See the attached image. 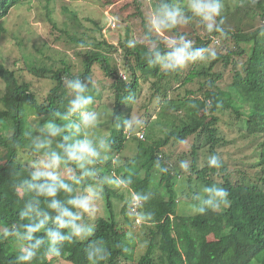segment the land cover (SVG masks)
<instances>
[{"label": "trees", "instance_id": "obj_1", "mask_svg": "<svg viewBox=\"0 0 264 264\" xmlns=\"http://www.w3.org/2000/svg\"><path fill=\"white\" fill-rule=\"evenodd\" d=\"M51 1L55 0H0V21L15 7L40 6L49 60L51 54L68 48L75 55L68 61L64 55L39 63L26 61L21 53L12 67L0 62L4 85L0 98V264H264V0H223L221 16L216 19L222 18L226 36L208 33L204 22L188 10V0H157L159 9L161 4L182 9L174 27L162 28L168 36L175 35L177 45L183 36L193 41V47L207 50L205 59L168 73L163 65L173 48L152 24V0L101 1V7L123 20V33L116 35V42L104 37L103 25L89 17L85 20L94 28L88 30L80 22L87 30L71 32L78 17L67 4L62 9L68 19L60 26L63 22L51 17ZM180 23L188 31H179ZM5 29L0 22V34ZM20 71L48 79L52 85L38 96ZM77 81L85 87L83 93L71 87ZM142 81L149 83V100L161 97L157 115L169 120L171 127L155 137L152 122L149 133L144 129L134 135L135 153L116 162L133 133L126 126L143 96ZM182 87L184 97H180ZM78 94L90 97L91 102L73 111ZM190 94L194 97L188 98ZM101 104L110 110L112 128L104 139L108 159H94L95 166L99 165L98 178L103 181L105 170L112 173L129 189L130 202L103 181L106 215L97 216L90 234L79 239L72 225L80 221L77 202L82 196L73 184L32 163L46 158L58 170L76 169L84 178L82 188L94 182L79 164L87 156L83 146L92 148L82 123ZM224 107L233 111L236 127L254 143V162L244 157L231 163L219 156L217 149L226 140L217 111ZM188 137L193 138L190 148L175 157L169 141L176 145ZM201 152L208 157L217 155L222 166L210 168L207 160L200 165ZM181 160L189 161L188 172L179 167ZM162 168L167 171L161 172ZM184 175L189 192L182 189L178 193L175 184ZM213 184L228 191L227 207L221 205L203 215L177 213L179 196L187 195L189 200L191 196L198 205L193 199L197 188L201 191ZM132 196L139 199L136 218L152 213L151 220L141 221L145 244L137 259L133 239L114 206V198L123 201L122 213L127 217L125 210L134 209ZM50 233L69 239L54 242ZM29 250L35 252L33 259H21Z\"/></svg>", "mask_w": 264, "mask_h": 264}, {"label": "rangeland", "instance_id": "obj_2", "mask_svg": "<svg viewBox=\"0 0 264 264\" xmlns=\"http://www.w3.org/2000/svg\"><path fill=\"white\" fill-rule=\"evenodd\" d=\"M101 1H111V0H55L50 2L51 7V17L57 21L63 22L59 24L60 26L64 25L68 19L67 15L64 13L62 6L67 4L69 8L73 9V12L77 15L78 18L71 25L70 31L78 33L86 31L87 29L94 28V24L90 21L85 20L86 17L92 18L93 20L99 21L103 25L102 35L106 37L108 40L116 42V35L118 33H123V20L119 16H114L111 12L103 7H101ZM158 1L152 0V8H154V16H152L151 20L154 19H162V13L158 8ZM44 5V2L41 1V6ZM43 9H41L42 12ZM25 14L27 15L25 17ZM45 17L40 14V6L37 4V7L28 8V6H19L15 7L11 10V12L7 15L6 19H2V26L6 29L5 32L0 34V62H4L6 65L12 67L14 66L12 62H14L17 58H21V53L25 55L26 61L38 60L39 63L43 61H56L59 60L60 57L66 55L65 60H69L75 57L74 51L72 48H68L66 52H59L58 54H51L52 58L49 60L48 54L50 51L46 47V43L44 42L43 30L46 31L44 26ZM58 22V21H57ZM83 22L87 29L80 25L79 23ZM153 24V23H152ZM178 30L179 31H188V28L184 26L183 23H180ZM79 25V26H78ZM163 26L159 30V33L164 34L166 41L171 43L173 40L177 39L174 35L173 37H169L167 32L162 29ZM169 29V28H168ZM95 35H98L96 31H94ZM101 37V36H100ZM216 42V41H215ZM76 60V59H75ZM22 65V59H21ZM18 64V63H17ZM22 79L30 83V88L36 93V95H44L51 87L52 83L48 79L37 78L28 74L26 71H20ZM141 87L143 89V96L140 97V101L133 108V113L129 120L131 126L129 124L126 126V130L131 129L133 133L128 137L126 145L123 151L119 154V156L115 159L123 160L125 157L132 156L136 151V136L137 133L151 131L152 122L155 130V137H160L163 135V132L171 127V122L169 120H160L157 115V111L161 105V97L158 95L152 100L148 99L149 93L151 92L149 88L148 81H142ZM4 90V85L0 79V98L2 97ZM180 97H184L185 88L182 87L180 90ZM173 97L176 96L175 93L172 94ZM194 97L193 94H190L188 98ZM1 105V103H0ZM168 110H171L168 109ZM167 110V111H168ZM109 109L107 104H101L99 109H94L89 116L85 117L82 123L83 130L86 135V141L92 147L91 149L95 151L96 155L90 154L88 151L84 150V153H87L86 157H83L81 162L79 163L85 169L89 171V174L93 177L94 182L90 183L88 186L82 188V184L84 182V178L80 177L79 172L76 169H63L58 170L56 167H52L51 163L46 160V158H40L37 162L32 163L36 164L39 169H50L53 174L59 175L62 180L71 182L76 184L78 194L82 196L81 201H85L88 204V210L86 211L84 208L80 206L77 202V210L80 217V221L77 226L81 229H84L79 234H76L79 239H83L90 234L91 229L93 228L94 219L97 216L106 215L105 211V201L104 197L101 194V187L104 183H106L111 188L117 189L119 192L123 193L125 196V200L129 199L130 202V191L127 187L121 183H119L112 173L106 172V170L102 173L103 181L99 180L98 175V166H95V160L104 161L108 159L109 154L106 152V147L104 143L105 137L110 133V128L112 125L110 123L111 115L109 113ZM217 115L219 117L218 125L221 130V133L224 135V139L226 143L220 147H218L219 156L228 162L238 161L239 158L242 159L244 157L248 158L250 161L254 162V147L253 142L250 137L245 136L244 132L236 127L235 117L233 111L229 107L221 108L217 111ZM94 117V119H92ZM102 117V119L100 118ZM110 117V118H109ZM156 117H158L156 120ZM107 120V121H106ZM140 120L142 123H137L136 121ZM104 121V123L102 122ZM157 121V123H155ZM169 122V123H166ZM159 123V124H158ZM166 123V124H165ZM145 129V131H144ZM136 135V136H134ZM174 141H169L168 146L172 150L175 157L182 154V151H187L192 142L193 138L188 137L180 144L172 143ZM207 152H201L200 158L198 160L199 164L202 165L208 159ZM79 160V161H80ZM58 172H57V171ZM60 172V173H59ZM192 188L194 187V183L190 184ZM176 191L181 193L183 189L184 192H189L188 190V182L187 176L184 175L182 179L176 181ZM198 192L202 194V190L197 188ZM133 202V197L131 200V204ZM124 202L114 198V206L117 217L120 221H123L124 227H127V234L133 239L135 249L133 251V255L135 259H137L144 251V240L142 239L143 228L141 221L139 218L135 216L136 208L131 209L130 206L125 210L127 217L124 218L122 213V207ZM194 204L190 200L187 195L183 197L179 196V200L176 205V211L178 214H195ZM53 264H72L71 262L58 261ZM131 264H135V262H131Z\"/></svg>", "mask_w": 264, "mask_h": 264}, {"label": "clouds", "instance_id": "obj_3", "mask_svg": "<svg viewBox=\"0 0 264 264\" xmlns=\"http://www.w3.org/2000/svg\"><path fill=\"white\" fill-rule=\"evenodd\" d=\"M187 8L189 11L193 13L194 16L199 17L200 20L204 22L203 26L208 33L217 32L221 36L227 35L224 29L221 27V24L223 23L222 18L219 22H217V19H216L217 17L221 16V13L223 10V0H188ZM160 10L162 12L163 18L154 19L152 21L153 26L157 30H159L161 26L165 28L174 27L179 22V19L182 17V9L179 7H170L168 4H161ZM183 20L186 23L188 20V17L184 16ZM179 39H180V43L178 45L175 40L171 42L170 46L173 48V50L166 54L167 62L163 65V70L165 71V73L174 72L177 69L184 67L189 62H195L197 60H203L206 58L205 53L207 50L205 48L193 47V41L189 39H185L183 36H181ZM132 43H133L132 41L128 42L130 46L132 45ZM210 55L212 57H215V52L210 53ZM159 59H160V56L157 55V60ZM152 63H153L152 61H149V66H151ZM71 87L76 89L78 93H83L85 91V87L81 85L78 81L71 83ZM90 102H91L90 97L85 98L84 96L78 94L76 99L73 101V111H75L76 109L84 105L89 104ZM92 119H94V117H92ZM136 122L138 124L142 123V121L140 120H137ZM130 126L131 124L129 123V127ZM83 150L90 151L92 155H96L95 151L88 148L87 145L83 146ZM207 166L210 168H220L222 165H221V161L219 157L213 154L208 157ZM179 167L185 172H188L190 168V163L187 160H181L179 163ZM48 170L50 172L49 175H55L52 173L50 169ZM160 171L166 172L167 169L162 168L160 169ZM57 176L60 178V180H62V178L60 177V174ZM64 182L71 183L67 181H64ZM71 184H73L77 190L76 184L74 183H71ZM77 194H78V190H77ZM228 196H229V193L224 187L217 186L215 184L211 186L206 185L203 187L202 194L198 192L196 196L193 197V199L198 201L199 203L198 205H193L192 207H194L195 213L200 214V215L205 214L208 210L217 211L221 208V205L225 207L228 206L229 204ZM143 199L146 201L148 197H143ZM137 200L139 201V199ZM78 203L86 211L88 210L87 202L79 201ZM132 203L134 204V207L137 210V206L139 202H136L135 197H133ZM65 214L70 215V213H65ZM151 217H152V213L150 212L139 214L140 221L151 220ZM72 228L74 229L76 234H79L82 231H84V229H81L79 226L75 224L72 225ZM32 230L34 229H30V231ZM50 235L52 236L54 242L56 240L69 239V237L60 235L58 233H50ZM53 251L57 255H59L58 250L53 249ZM34 256H35V252H33L32 250H29L26 252L25 255L21 257V259L30 261L31 259H33Z\"/></svg>", "mask_w": 264, "mask_h": 264}, {"label": "built area", "instance_id": "obj_4", "mask_svg": "<svg viewBox=\"0 0 264 264\" xmlns=\"http://www.w3.org/2000/svg\"><path fill=\"white\" fill-rule=\"evenodd\" d=\"M141 136V135H140ZM135 200H136V202H139L137 199H136V197H135Z\"/></svg>", "mask_w": 264, "mask_h": 264}]
</instances>
